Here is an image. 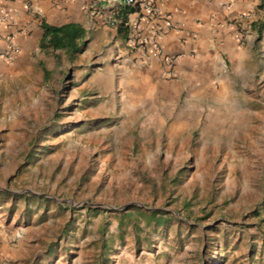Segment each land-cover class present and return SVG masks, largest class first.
Returning a JSON list of instances; mask_svg holds the SVG:
<instances>
[{
    "label": "rangeland",
    "instance_id": "rangeland-1",
    "mask_svg": "<svg viewBox=\"0 0 264 264\" xmlns=\"http://www.w3.org/2000/svg\"><path fill=\"white\" fill-rule=\"evenodd\" d=\"M117 64L101 30L0 53V264H264V55L185 123Z\"/></svg>",
    "mask_w": 264,
    "mask_h": 264
},
{
    "label": "crops",
    "instance_id": "crops-1",
    "mask_svg": "<svg viewBox=\"0 0 264 264\" xmlns=\"http://www.w3.org/2000/svg\"><path fill=\"white\" fill-rule=\"evenodd\" d=\"M123 1L0 0L6 16L0 23V53L12 47L26 54L32 46L45 52L40 47L43 22L80 25L86 40L101 30L115 41L121 77L134 86L137 106L162 103L183 123L211 116L213 108L222 113L250 63L264 55L263 0H156L157 16L142 7L128 14L127 22L138 26L142 47L137 49L127 44L128 28L120 32V26L108 24L125 9ZM165 58L175 59L172 78Z\"/></svg>",
    "mask_w": 264,
    "mask_h": 264
},
{
    "label": "trees",
    "instance_id": "trees-1",
    "mask_svg": "<svg viewBox=\"0 0 264 264\" xmlns=\"http://www.w3.org/2000/svg\"><path fill=\"white\" fill-rule=\"evenodd\" d=\"M262 7H264V0ZM134 11L135 9L132 8H125L121 11L120 16L122 17L123 24L120 26V32H124L128 14ZM42 28L44 36L40 47L45 52L51 51L55 53L57 51H64L68 55V58L72 60L75 55L82 51L87 43V32L80 25L67 24L62 27H56L43 22Z\"/></svg>",
    "mask_w": 264,
    "mask_h": 264
},
{
    "label": "built area",
    "instance_id": "built-area-1",
    "mask_svg": "<svg viewBox=\"0 0 264 264\" xmlns=\"http://www.w3.org/2000/svg\"><path fill=\"white\" fill-rule=\"evenodd\" d=\"M123 6L125 8H132V9H137V10L142 7L145 10H147L148 12H150L152 15H155V16L158 15L156 0H124ZM3 19H6V16L4 15L3 12H0V23L3 21ZM108 24L111 26H114V27H119L123 24L122 17L118 13V14L112 16L108 20ZM167 25L170 27L171 23L167 22ZM125 27L128 28V30H130L128 32V39H127L128 46L132 49H137V48L142 47L141 39L139 37L138 26L136 25L132 28V25L129 22H126ZM249 35L250 34H247V36H249ZM156 50H157L156 53L159 52L158 47L156 48ZM14 54H15V50L12 47H10L6 52V55L10 59L13 58ZM165 60L167 63L166 73H167L168 77L172 78L174 75V70H175V59H173V58L166 59L165 58Z\"/></svg>",
    "mask_w": 264,
    "mask_h": 264
}]
</instances>
